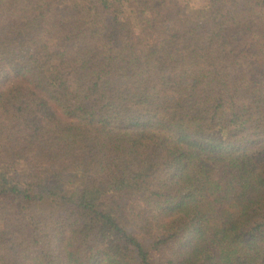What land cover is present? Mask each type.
<instances>
[{"label":"trees","instance_id":"trees-1","mask_svg":"<svg viewBox=\"0 0 264 264\" xmlns=\"http://www.w3.org/2000/svg\"><path fill=\"white\" fill-rule=\"evenodd\" d=\"M0 0V264H264V0Z\"/></svg>","mask_w":264,"mask_h":264},{"label":"rangeland","instance_id":"rangeland-1","mask_svg":"<svg viewBox=\"0 0 264 264\" xmlns=\"http://www.w3.org/2000/svg\"><path fill=\"white\" fill-rule=\"evenodd\" d=\"M179 3L187 12H190L192 9H198L201 6L197 0H179Z\"/></svg>","mask_w":264,"mask_h":264}]
</instances>
